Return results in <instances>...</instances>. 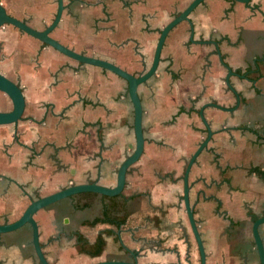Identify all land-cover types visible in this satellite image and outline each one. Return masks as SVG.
I'll list each match as a JSON object with an SVG mask.
<instances>
[{"label": "crops", "instance_id": "crops-1", "mask_svg": "<svg viewBox=\"0 0 264 264\" xmlns=\"http://www.w3.org/2000/svg\"><path fill=\"white\" fill-rule=\"evenodd\" d=\"M36 28L48 24L56 0H0ZM190 0H63L51 35L78 52L140 73L152 60L161 27ZM165 38L156 72L137 87L144 148L113 200L80 192L39 209L42 250L51 264L131 258L144 264H200L182 199L189 200L206 264H259L252 221L264 214V0H203ZM235 73L227 69L212 43ZM0 71L24 93L22 117L0 124V223L20 216L31 198L70 183L114 185L116 169L135 142L127 81L109 69L80 62L11 24L0 26ZM12 102L0 90V110ZM230 108V109H229ZM109 204L120 225L86 223ZM104 238L99 255L78 250L76 234ZM264 242V223L260 225ZM31 229L0 233V264H39Z\"/></svg>", "mask_w": 264, "mask_h": 264}, {"label": "water", "instance_id": "water-1", "mask_svg": "<svg viewBox=\"0 0 264 264\" xmlns=\"http://www.w3.org/2000/svg\"><path fill=\"white\" fill-rule=\"evenodd\" d=\"M56 1H57V7L52 20L41 29L33 27L25 20L10 14L0 1V26L4 24H11L17 27L19 30L39 39L43 43L52 46L53 48L59 50L60 52L80 62L93 64L96 66L109 69L112 72L123 77L127 81V93L133 106V130H134L135 142L132 150L122 159V161L119 163L116 169V181L114 185L111 186L104 185L97 182L96 180L70 183L53 192L39 195L35 198H31L30 202L26 205V207L24 208V210L22 211V213L18 218L10 222L0 223V233L16 230L25 224L29 225L31 229L30 243L34 248L39 264H51V263L47 260L42 250V245L39 239L38 223L34 218V214L36 213V211L54 202L60 201L64 198H67L71 195L80 192H96L108 196H113L121 193L125 185L126 173L128 168L139 158L144 148V135L142 130L143 109H142L140 97L138 95L137 87L140 83L146 81L151 75H153L156 72L165 38L168 35L169 31L175 25H177L179 22L183 20L187 21L189 25V39L190 40L193 39L194 23L190 17V13L203 0H190L182 10H180L175 15H173L161 27L149 67L143 72L137 74L126 70L125 68L121 67L120 65L108 59L78 52L73 48H70L67 45L61 43L58 39L53 37L51 35V31L56 27V25L60 21L62 10L64 8L63 0H56ZM237 1L247 3L249 0H237ZM197 41L203 43L209 42L214 44L215 52L218 56L219 61L227 69L225 82L227 86L235 93L237 102H239V95L236 92V90L233 88L229 80L230 75L235 72L232 70L229 64L224 61L218 42L212 38L200 39ZM0 90L6 93L12 102V107L9 110H0V124L17 122L22 117L25 106V97L21 85L18 82L10 79L8 76H6L0 71ZM207 105H215L220 108L227 109L225 106L219 105L218 103L213 101L206 102L202 105L200 109V116L206 126L207 132L205 137L201 140V142L198 144L196 149L191 153L190 157L188 158L182 176L183 204L186 210V214L189 220L191 230L193 232V235L195 237L198 246V251L200 255V264H206V251L189 200L188 175L194 160L196 159L199 152L204 147H206L207 142L213 133L210 123L206 120L203 114V109ZM263 222H264V214L255 217L252 221V226H251L252 236L258 253L259 264H264V242L259 230V226ZM88 264H144V263L138 262L136 255H134L133 259L111 258V259H103V260L90 262Z\"/></svg>", "mask_w": 264, "mask_h": 264}, {"label": "trees", "instance_id": "trees-1", "mask_svg": "<svg viewBox=\"0 0 264 264\" xmlns=\"http://www.w3.org/2000/svg\"><path fill=\"white\" fill-rule=\"evenodd\" d=\"M104 197H107L111 200L115 199L117 195L108 196L102 194ZM126 219V214L124 213L122 216H115L111 213V209L109 207V204H104V208L102 211V214L100 216H96L92 218L91 220H87L86 223L88 224H95L97 222H110L114 225H119L124 222ZM76 243L77 247L80 251H84L90 254H98L103 246L104 239L102 234H98L93 242H90L84 235L81 233H77L76 237Z\"/></svg>", "mask_w": 264, "mask_h": 264}, {"label": "flooded vegetation", "instance_id": "flooded-vegetation-1", "mask_svg": "<svg viewBox=\"0 0 264 264\" xmlns=\"http://www.w3.org/2000/svg\"><path fill=\"white\" fill-rule=\"evenodd\" d=\"M203 43V42H202ZM209 43V42H208ZM75 195V194H74ZM71 196H73V195H71ZM71 196H69V197H71ZM68 198V197H67ZM61 201V200H60ZM57 202H59V201H57ZM54 203H56V202H54ZM53 204V203H52ZM189 221V220H188ZM264 223V222H263ZM122 224V223H121ZM25 225H28V224H25ZM120 225V224H119ZM198 225V224H197ZM261 225V224H260ZM24 226V225H23ZM29 226V225H28ZM22 227V226H21ZM19 229V228H18ZM199 230V229H198ZM259 230H260V226H259ZM200 232V231H199ZM193 233V232H192ZM261 234V233H260ZM76 237H77V234H76ZM195 238V237H194ZM104 239V238H103ZM263 239V238H262ZM76 245H77V243H76ZM103 246H104V243H103ZM103 246H102V249H103ZM34 249V248H33ZM102 249H101V251L98 253V254H95V255H99L101 252H102ZM79 250V249H78ZM80 251V250H79ZM81 252H84V251H81ZM85 253H87V252H85ZM36 254V253H35ZM88 254H90V253H88ZM90 255H94V254H90ZM94 255V256H95ZM134 255H135V253L134 254H132V257L131 258H121V259H133V257H134ZM37 257V256H36ZM109 259H111V258H109ZM101 260H103V259H101ZM138 260V259H137ZM96 261H98V260H96ZM94 262V261H93ZM139 262V261H138ZM88 264V263H87Z\"/></svg>", "mask_w": 264, "mask_h": 264}]
</instances>
